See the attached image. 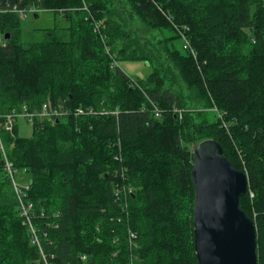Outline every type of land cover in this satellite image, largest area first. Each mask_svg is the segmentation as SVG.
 I'll use <instances>...</instances> for the list:
<instances>
[{
	"label": "trees",
	"instance_id": "obj_1",
	"mask_svg": "<svg viewBox=\"0 0 264 264\" xmlns=\"http://www.w3.org/2000/svg\"><path fill=\"white\" fill-rule=\"evenodd\" d=\"M0 1L66 24L25 44L22 20L0 14V36L11 34L0 46V264H198L191 173L193 148L207 139L248 176L240 205L264 264V0ZM125 60L153 72L133 79ZM45 103L66 116L36 119L30 138L17 123L5 129L13 109ZM88 108L98 115H75ZM1 146L30 187L23 198L42 252Z\"/></svg>",
	"mask_w": 264,
	"mask_h": 264
},
{
	"label": "water",
	"instance_id": "obj_2",
	"mask_svg": "<svg viewBox=\"0 0 264 264\" xmlns=\"http://www.w3.org/2000/svg\"><path fill=\"white\" fill-rule=\"evenodd\" d=\"M5 39L10 40L11 34ZM193 159L198 264H258L256 224L240 205L248 192L247 174L234 168L214 139L194 146Z\"/></svg>",
	"mask_w": 264,
	"mask_h": 264
},
{
	"label": "built area",
	"instance_id": "obj_3",
	"mask_svg": "<svg viewBox=\"0 0 264 264\" xmlns=\"http://www.w3.org/2000/svg\"><path fill=\"white\" fill-rule=\"evenodd\" d=\"M85 10H87L89 12L88 7H84ZM6 13H11V14H16L20 20H22L23 22L27 21L31 15H36L39 13V10L35 7V6H30V7H23V6H19L17 4H12L9 2H6L5 4H2L0 1V14H6ZM165 14V13H164ZM167 17V19L170 21V23L179 31V33L181 34V38L183 41V46L184 49L187 51H190L192 53V55L194 56V52L191 49L190 43L186 37V34L182 32V30H180L178 28V26L174 23L173 18L168 16L167 14L165 15ZM94 28V32L102 39V41L106 44V38L103 35L102 32V24L95 19V17L92 14H89L88 17ZM187 28V27H186ZM6 45V40L4 39L3 36H0V46L4 47ZM107 46V45H106ZM107 50V47H106ZM108 54H110L109 49H108ZM29 106L27 104L22 105L19 109H13L10 114L6 115V122H5V129L7 131H9L10 133L14 132V128H15V124L17 123L18 119L23 117L26 118L29 122L30 125L34 124V119L36 117H39L40 113L42 114V116H52L54 117L55 120H60V118H63L66 116L67 114V110L64 108L63 105H57L55 107H52L51 105L45 103L42 106V109H36L34 110L33 113H30L29 111ZM40 112V113H39ZM154 112L155 115L157 117H159L162 113L160 111V109L158 108V106H154ZM103 113V112H102ZM105 114H108L107 112L104 111ZM75 115L76 116H82V117H95L98 115V112L94 109V108H88L86 110L84 109H79L77 111H75ZM55 120H52L51 122H54ZM1 141V140H0ZM1 149L4 152V157L6 160V169L9 173V175L11 176L10 178H12V182L14 185V189L16 191V194L20 200V205H21V210H22V214L26 217L28 224L30 225V228L32 230L33 233V237H32V244L35 245L36 247H39L41 252V246H40V240L39 237L37 235V233H35V230L33 229L32 226V222L30 219V211L33 210V205L32 204H27L24 201V192L28 191L30 189L29 185L25 182H23V185L20 186L17 183V180L15 179V172H13V166L12 164L8 161L7 156L5 154L4 148L3 146H1ZM82 259L84 261L87 260L86 256H82Z\"/></svg>",
	"mask_w": 264,
	"mask_h": 264
},
{
	"label": "rangeland",
	"instance_id": "obj_4",
	"mask_svg": "<svg viewBox=\"0 0 264 264\" xmlns=\"http://www.w3.org/2000/svg\"><path fill=\"white\" fill-rule=\"evenodd\" d=\"M55 25L66 26V24L64 23L63 19L59 14H55L52 11H39L38 18H36L35 15L32 14L27 21L23 22L21 40L25 44L41 42L46 37V31L48 29H52ZM166 33L169 36L173 35L171 31H166ZM176 44L180 46L179 41L176 42ZM106 47H107L106 50L107 53H108V49L109 52H111V48L108 46ZM118 66L124 71L126 75L131 76L133 79H138V78L145 79L153 72V68L151 66H149L146 62L140 60L119 61ZM41 109L42 106L40 110ZM104 114H105L104 110H101V112H99V115H104ZM17 125H18L19 136L24 138H30L32 136L33 127L28 123L26 118L23 117L19 118L17 121ZM224 126H227L226 122L224 123ZM16 180L20 186L23 185V182L18 180V178ZM128 192H131V189H129Z\"/></svg>",
	"mask_w": 264,
	"mask_h": 264
},
{
	"label": "bare ground",
	"instance_id": "obj_5",
	"mask_svg": "<svg viewBox=\"0 0 264 264\" xmlns=\"http://www.w3.org/2000/svg\"><path fill=\"white\" fill-rule=\"evenodd\" d=\"M30 113H33L34 112V110L32 111V110H28ZM40 113V112H39ZM36 119H45V120H48V121H52V120H55L54 119V117H52V116H42V114L40 113V115H39V117H36L35 119H34V122H35V120Z\"/></svg>",
	"mask_w": 264,
	"mask_h": 264
}]
</instances>
